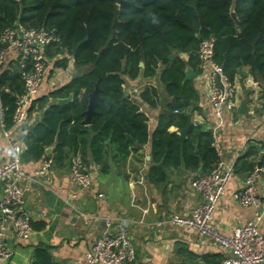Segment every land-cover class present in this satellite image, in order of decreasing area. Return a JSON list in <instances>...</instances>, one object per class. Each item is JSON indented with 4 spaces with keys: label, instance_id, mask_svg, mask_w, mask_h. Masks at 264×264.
<instances>
[{
    "label": "trees",
    "instance_id": "1",
    "mask_svg": "<svg viewBox=\"0 0 264 264\" xmlns=\"http://www.w3.org/2000/svg\"><path fill=\"white\" fill-rule=\"evenodd\" d=\"M16 24L56 28L61 41L47 48L48 58L67 53L77 68L86 69L32 102L28 115L41 111L42 119L24 138L29 159L50 157L45 150L55 144V162L80 154L86 164L92 162L109 173L112 167H126L131 154L151 141L147 175L151 184L166 182L171 167L211 172L219 159L212 132L191 125L182 141L178 132L170 131L186 126L188 110L198 99L193 80H184L185 70L188 66L197 70L200 43L211 36L214 59L230 79L234 81L239 69L248 67L264 96V0H0V33ZM55 64L66 67L65 60ZM140 75L157 77L166 93L163 101L158 87L149 85L139 94L150 108L163 106L153 132L138 100L124 91L122 76L135 80ZM98 80V113L85 125L83 112ZM0 89L11 129L16 99L24 92L19 66L0 74ZM70 95L73 99L67 104L55 102ZM243 165L247 173L258 167L246 160ZM220 261V256L204 255L197 264ZM34 264H52L45 249L35 251Z\"/></svg>",
    "mask_w": 264,
    "mask_h": 264
},
{
    "label": "crops",
    "instance_id": "2",
    "mask_svg": "<svg viewBox=\"0 0 264 264\" xmlns=\"http://www.w3.org/2000/svg\"><path fill=\"white\" fill-rule=\"evenodd\" d=\"M184 58L187 59L188 56ZM59 59L66 61V67L56 66L55 62ZM73 62V57L67 53L57 54L49 59L39 96L48 95L78 76V73L81 74ZM13 67L18 65L11 54L7 67L0 70V74ZM194 72L192 80L198 99L188 110L191 125L199 126L204 131L217 128L223 158L234 170L213 220V226L219 232L230 235L237 226L245 224L254 212L252 207L240 205L234 199V193L243 186L247 175L248 169L243 162L246 160L247 163L260 166L264 155V96L249 68H240L234 79L237 108L232 113H226L222 125L218 126V119L208 100L207 74L202 71L200 63ZM150 80L152 78L142 75L130 80V96L138 100L141 110L149 118V129L153 132L163 106L152 109L139 100L140 92L146 86L153 85ZM142 82L144 83L141 84ZM140 87L142 89L139 90ZM160 93L165 101V90ZM245 99L248 100L247 111L240 113V105ZM52 102L50 100L46 107ZM41 119L42 112L35 111L29 115L25 126L14 127L11 131L13 141L20 143L24 149L22 165L30 174L39 168L43 160L54 157L55 144L48 147L52 148L49 154L46 153L48 148L45 150V156L50 157L29 159L25 155L24 138L27 130H31ZM178 130L170 128V131ZM256 149H259L258 152ZM9 153L10 144L4 137L0 124V160L8 161ZM72 157L63 162L54 161L45 175L30 182L25 210L35 228L29 239L21 241L17 239L13 227L8 226L4 240L11 256L0 261V264H34L35 251L40 248L45 249L52 264H80L79 260L105 231L108 217H120L129 224L136 259L127 264H169L181 261L197 264L204 255L222 257V250L213 239L171 222L174 216L190 215L201 203L200 196L192 188L193 180L203 174L200 169L171 167L166 182L159 186L151 184L147 177L151 166L149 141L131 154L126 162L125 172H116V168L112 167L109 173H103L100 166L90 162L88 166L93 187L83 191L70 175ZM4 184L0 182V201ZM257 187L264 195V173L258 179ZM260 231L264 234V219Z\"/></svg>",
    "mask_w": 264,
    "mask_h": 264
},
{
    "label": "built area",
    "instance_id": "3",
    "mask_svg": "<svg viewBox=\"0 0 264 264\" xmlns=\"http://www.w3.org/2000/svg\"><path fill=\"white\" fill-rule=\"evenodd\" d=\"M61 39L54 27L26 28L20 24L0 33V70L7 67L11 54L16 58L24 80V92L16 99L13 113V126L20 127L28 120L32 102L39 95L41 85L49 67L47 48L60 43ZM202 71L208 79V100L218 126H221L226 113L237 108V87L225 73L221 64L214 59L215 39H204L198 49ZM4 107L0 106V124L4 137L10 144L8 161L0 160V182H4L0 201V261L11 256L5 244L8 226L11 225L18 240L24 241L33 233L30 215L25 210L26 194L30 182L45 175L54 163L52 158L43 160L32 174L23 168L24 149L13 141L12 128H7ZM177 112V110H176ZM13 127V128H14ZM216 129L211 132L213 144L219 159L209 173L197 176L192 188L201 198L188 216H174L175 225L192 229L201 236L213 239L222 250L220 264H264V234L260 225L264 219V195L257 187V181L264 173V166H258L245 176L243 186L234 193V199L242 206L254 209L252 217L245 224L237 226L230 235L219 232L213 226L214 215L219 201L227 192V183L233 174V167L223 158ZM70 175L83 191L93 187V178L88 164L80 154L72 157ZM100 196H103L102 194ZM136 259V248L130 237L129 224L120 217H108L106 229L79 260L80 264H127Z\"/></svg>",
    "mask_w": 264,
    "mask_h": 264
},
{
    "label": "water",
    "instance_id": "4",
    "mask_svg": "<svg viewBox=\"0 0 264 264\" xmlns=\"http://www.w3.org/2000/svg\"><path fill=\"white\" fill-rule=\"evenodd\" d=\"M122 1L123 0H118V3H121ZM231 17L234 20L235 24L238 25L239 20H238V18L236 16V13L234 11L231 12ZM0 47L1 48H6L7 46H6V44H0ZM140 66L143 67L144 63L140 62ZM194 76H195L194 70L191 67H189V66L186 67L184 80L185 81L192 80L194 78ZM122 80L124 81V86H126V88L124 90L125 91V95L128 98H131V96H130V85H131L130 79L128 77H126V76H122ZM100 92H101L100 80H98L97 82H95V88H94L93 92H91L89 94V101H88L87 109L83 112L85 118H84V120L82 122L85 125H89L91 123V121H92L93 116L98 113L97 110H96V107L99 104ZM72 99H73L72 95H70L67 98H59L57 100V104L58 105H64V104H67L70 101H72ZM247 102H248L247 99L242 101V103L240 105V113H245L247 111V108H246L247 107ZM191 124H192L191 120L188 119V122H187L186 126L184 128H181V129L178 130V133L180 135V139L182 141L185 140L187 131L190 128ZM128 139L131 140L130 136H128ZM51 151H52V148H48L46 150V153L49 154ZM148 158L150 159V156H148Z\"/></svg>",
    "mask_w": 264,
    "mask_h": 264
},
{
    "label": "rangeland",
    "instance_id": "5",
    "mask_svg": "<svg viewBox=\"0 0 264 264\" xmlns=\"http://www.w3.org/2000/svg\"><path fill=\"white\" fill-rule=\"evenodd\" d=\"M73 64H75L74 62H73ZM73 66V65H72ZM79 70V69H78ZM86 69H80V72H82V71H85ZM78 75H80V73H78ZM151 84H153V85H156L157 87H158V89H159V91H162V90H164V87L161 85V84H159V82H158V78L156 77V78H152V80H150L149 81ZM144 82H142L141 84H143ZM144 86H146V84H144ZM144 86H142V87H144ZM125 88H126V86H124V90H125ZM140 89H142L141 87L139 88V90ZM132 98V97H131ZM163 98V97H162ZM120 168V169H119ZM125 172L126 171V167H118V168H116V172Z\"/></svg>",
    "mask_w": 264,
    "mask_h": 264
}]
</instances>
